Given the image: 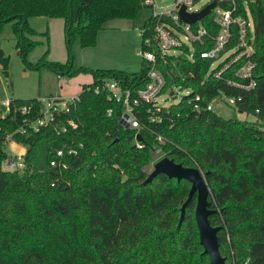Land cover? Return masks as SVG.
Listing matches in <instances>:
<instances>
[{"label":"trees","instance_id":"1","mask_svg":"<svg viewBox=\"0 0 264 264\" xmlns=\"http://www.w3.org/2000/svg\"><path fill=\"white\" fill-rule=\"evenodd\" d=\"M147 6L146 0H0V30L12 22L16 46L25 56L37 44L29 37L37 33L29 18H61L69 50L76 37L88 48L108 21L135 19ZM249 11L256 86L241 90L212 76L205 79L210 61L199 56L194 62L180 57L175 65L171 59L158 65L163 90L173 82L191 92L167 109L136 107L139 128L122 127V103L94 87L115 80L134 90L144 82L147 62L141 59L138 71L127 72L87 66L72 71L69 58L46 61L57 73H88L92 81L83 86L76 108L63 116L76 127L60 135L52 127L19 132L26 116L21 106L31 105L28 116L35 117L38 97L8 101L7 114L0 117V264H210L199 242L195 195L178 226L190 182L159 174L143 184L154 149L204 175L209 207L215 209L208 219L219 227L225 262L264 264V130L258 126L264 122V0L251 2ZM0 63L6 69L8 58L1 51ZM219 93L241 96L235 109L255 119L194 110L195 94L204 106ZM152 114L161 121L151 122ZM136 131L142 147L135 143ZM8 140L25 146L23 169H3ZM64 144L76 147L77 154L57 157ZM53 159L66 168L51 165Z\"/></svg>","mask_w":264,"mask_h":264},{"label":"built area","instance_id":"2","mask_svg":"<svg viewBox=\"0 0 264 264\" xmlns=\"http://www.w3.org/2000/svg\"><path fill=\"white\" fill-rule=\"evenodd\" d=\"M200 1L202 0H173L170 8L164 7L161 10H156L153 8V0H146V4L152 7V11L142 25L140 34L141 44L138 53L141 59L148 64L143 84L133 90L121 87L118 81L108 80L94 87L95 93L100 90L106 91L109 101L122 103L119 119L122 127L139 128L140 123L135 108L141 104L146 103L155 108L167 109L171 104L160 103L158 101L160 96L165 93L174 96V88L186 90V94L191 92L190 87L185 88L173 82L163 90L166 81L158 65H167L171 59L174 60L173 65H175V60L181 59L180 57L186 61L194 62L195 58L199 56L210 61L204 75L205 79L212 76L241 90H251L256 86L254 77L256 64L253 60L254 28L249 11V4L254 0H215V5L202 18L192 23L182 20L179 14L182 6L185 7L187 13H194L199 12L214 0H205L202 5L196 7ZM201 47L204 49L201 50ZM168 75L170 74L168 73ZM78 100L79 94L38 97L40 108L33 118L28 116L32 110L31 105H22L20 110L26 116L19 132L25 133L28 129L39 131L41 128L52 127L55 133L60 135L65 133L69 126L75 128V122L67 120L65 123L63 116L76 108ZM240 100L241 96L234 97L219 93L203 106L204 99L201 95L195 94L191 99L193 108L197 112L203 109L214 111V105L219 102L234 106ZM110 113L111 109L108 108L107 114L110 115ZM149 120L160 122L161 118L152 114L149 116ZM138 137V131H136L135 143L137 147H142ZM79 147L82 148V144H79ZM157 151L160 149H154L152 153ZM65 152L76 155L78 149L71 144H64L56 150V156L61 158ZM24 154L25 152L17 153L15 158L8 155L4 161L7 168L3 169H23L25 166ZM50 164L66 168V164L60 159L58 161L53 159Z\"/></svg>","mask_w":264,"mask_h":264},{"label":"rangeland","instance_id":"3","mask_svg":"<svg viewBox=\"0 0 264 264\" xmlns=\"http://www.w3.org/2000/svg\"><path fill=\"white\" fill-rule=\"evenodd\" d=\"M204 2L205 0L200 1L196 7ZM172 3L173 0H153V8L156 10L170 8ZM151 11L152 7L147 6L138 12L135 19L110 20L99 31L95 47L82 48L76 37L70 50L65 41L61 18H29V26L37 32L29 37L37 44L25 56L19 53L16 46L17 35L12 28V22L4 23L0 30V51L4 57L8 58V63L6 69L0 63V117L7 114L10 99L77 95L84 85L92 81L88 73L72 76L57 73L47 66L46 61L65 62L69 58L72 62V71L80 66L117 68L127 72L138 71L141 64V56L138 53L141 44V27ZM174 91V96L165 93L158 98V101L164 105H170L186 94V90L174 88ZM213 109L224 118L236 116L248 121L255 119L254 116H246L238 112L233 105L224 102L216 103ZM258 126L264 130V122ZM6 151L8 155L15 158L11 144ZM152 156L151 163L145 167L148 173L163 154L157 151L152 153ZM2 167L7 168L5 162Z\"/></svg>","mask_w":264,"mask_h":264},{"label":"water","instance_id":"4","mask_svg":"<svg viewBox=\"0 0 264 264\" xmlns=\"http://www.w3.org/2000/svg\"><path fill=\"white\" fill-rule=\"evenodd\" d=\"M214 5L215 0L199 12L194 13H187L185 7L182 6L179 14L182 20L192 23L205 16ZM159 174H164L169 178H176L177 181L186 179L190 182L191 186L188 196L181 206L178 226L181 225L184 219L185 208L188 202L195 195L196 205L194 216L199 234V242L203 247V252L209 256L210 264H231L225 262V258L219 252L217 237L219 227L212 226L208 219L209 215L215 212V209L209 207L208 197L210 190L202 172L196 167L183 166L181 163H176L173 159L164 156L154 163L153 169L143 181V184L150 183Z\"/></svg>","mask_w":264,"mask_h":264},{"label":"crops","instance_id":"5","mask_svg":"<svg viewBox=\"0 0 264 264\" xmlns=\"http://www.w3.org/2000/svg\"><path fill=\"white\" fill-rule=\"evenodd\" d=\"M97 44V43H96ZM96 46V45H95ZM93 46V47H95ZM89 67V66H87ZM117 69V68H116ZM11 144V150L13 151V154H17V153H23L25 152V146L19 144V143H16L14 141H8V144H7V147ZM11 156V155H10ZM3 165V164H2Z\"/></svg>","mask_w":264,"mask_h":264}]
</instances>
